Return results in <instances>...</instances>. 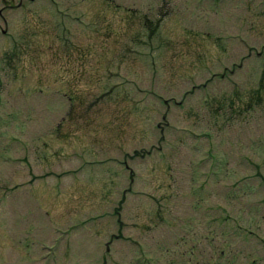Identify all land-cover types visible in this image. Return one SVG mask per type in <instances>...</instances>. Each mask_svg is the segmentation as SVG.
Here are the masks:
<instances>
[{
	"label": "rangeland",
	"instance_id": "374dc122",
	"mask_svg": "<svg viewBox=\"0 0 264 264\" xmlns=\"http://www.w3.org/2000/svg\"><path fill=\"white\" fill-rule=\"evenodd\" d=\"M0 264H264V0H0Z\"/></svg>",
	"mask_w": 264,
	"mask_h": 264
}]
</instances>
